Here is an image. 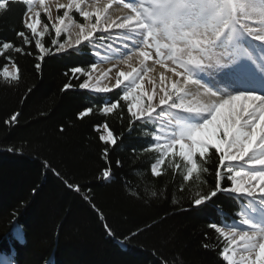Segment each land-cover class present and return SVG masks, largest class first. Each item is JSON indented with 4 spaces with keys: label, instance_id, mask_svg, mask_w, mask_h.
Here are the masks:
<instances>
[{
    "label": "trees",
    "instance_id": "trees-1",
    "mask_svg": "<svg viewBox=\"0 0 264 264\" xmlns=\"http://www.w3.org/2000/svg\"><path fill=\"white\" fill-rule=\"evenodd\" d=\"M25 7L13 0L0 13V46L11 42L24 49L0 47V251L10 255L13 250L15 264H227L220 256L224 241L210 225L234 222L241 200L218 192L192 205L198 192L214 187L216 169L223 173L215 150H209V171L199 173L200 181L197 173L184 181L186 170L170 166V161L183 166L178 156L166 158L162 174L154 176L151 165L160 155L153 146L154 125L135 121L130 126L129 101L103 113L104 102L118 99L123 89L96 95L80 89L84 77L73 79L70 69L90 67L96 58L87 45L57 54L51 44L56 34L44 16L40 20L49 31L37 38L53 54L37 70L35 38L22 24ZM72 18L83 23L76 13ZM22 30L31 44L17 36ZM66 39L61 34L58 42ZM8 66L16 68V80L4 78ZM70 79L77 87L62 91ZM87 107L93 112L78 119ZM16 113L17 122L6 123ZM105 123L116 138L114 146L100 140ZM109 161L111 179L98 178ZM17 226L23 243L13 238Z\"/></svg>",
    "mask_w": 264,
    "mask_h": 264
},
{
    "label": "snow or ice",
    "instance_id": "snow-or-ice-1",
    "mask_svg": "<svg viewBox=\"0 0 264 264\" xmlns=\"http://www.w3.org/2000/svg\"><path fill=\"white\" fill-rule=\"evenodd\" d=\"M11 2L13 0H0V13L7 11ZM21 2L26 5L22 24L35 38V47L39 51L36 57L39 62L35 64L39 70L44 57L53 54L52 48L46 47L37 38L49 31V25L43 24V31L38 32L41 12L34 11V0ZM84 2L68 0L66 4H58V8L66 10L62 16L53 17L45 0H39L40 7L52 22L56 37H60L62 32L68 33L64 42H58V39L51 41L55 52L78 49L84 42L95 46L97 39H107L105 35L96 37L95 33H108L120 43L121 48L127 49V52L120 53V62L128 64L131 70L117 68L115 82L101 85L102 79H107L112 69L100 70L95 63L90 67L76 66L70 69L72 78L79 80L81 76L84 77L78 87L95 93H107L123 85L118 99L104 102L101 111L110 114L120 106L121 100L127 102L131 97L139 101L140 97L133 94L144 87L145 77L151 70L145 64L152 55L149 50L155 47V56L161 58L157 63H163V57L166 56L172 62V67L167 69L172 74L168 78L170 87L165 83L164 75L160 77L158 88L155 80H149L152 93H144L146 103L138 108L133 103L127 105L130 126L135 121L157 124L156 117H169L170 131L165 132L162 127H158L153 132V146L160 155L151 165V172L154 176L161 175L160 166L165 163V159L178 156L184 162L183 166L179 163L173 165L171 161L170 166L181 168L182 172L186 170L184 181L191 180L194 173H197L195 179L200 181L199 173L209 171L205 164L210 160L209 150L214 149L219 164L226 171L222 173L217 168L214 187L206 192H198L192 199V205L198 207L217 196L218 192L258 202L252 205V211L259 218L253 219V216L246 215L241 221L250 230H244L236 222L223 227L213 223L210 227L224 241L220 256L227 264H264V55L257 57L245 46V36L252 37L261 42L260 48L264 52V0H121L123 7L129 10L128 14L115 19L106 17L103 22L100 9L90 11L81 7ZM72 8L88 21L87 24H75L78 29L75 39L72 38L74 21L67 10ZM253 17L260 25L258 29L241 23L242 19ZM65 18H68V23H65ZM16 34L24 45L32 43L26 31ZM161 40L169 42L161 43ZM0 47L15 48L17 53L24 52L22 47L14 46L11 42H5ZM162 49H166L167 53ZM134 50L142 58L138 67H132L130 63L136 54ZM209 70H213L214 74L208 75L206 79L200 78L201 73H208ZM3 74L13 80L18 78L16 74H10L6 67ZM191 86H195V90ZM74 87L77 85L70 79L63 85L62 91ZM201 89L207 99H190L197 97ZM237 101L241 103L237 104ZM92 112L93 108L87 107L77 114V118L83 119ZM18 116L19 113L12 115L6 123H16ZM104 128L108 129L107 123ZM60 131H64L63 126ZM100 140L109 146L117 142L111 130L107 131V135H101ZM13 150L8 148V151ZM102 154L108 161L109 148H103ZM226 161L229 162L227 165ZM115 163L119 167L121 162L117 160ZM111 177L109 161L98 178L109 180ZM222 181L230 184L222 186ZM67 186L80 191L78 185ZM105 228L111 235L108 225ZM233 245L239 248L238 259L237 249ZM205 247L208 245L205 244Z\"/></svg>",
    "mask_w": 264,
    "mask_h": 264
},
{
    "label": "rangeland",
    "instance_id": "rangeland-1",
    "mask_svg": "<svg viewBox=\"0 0 264 264\" xmlns=\"http://www.w3.org/2000/svg\"><path fill=\"white\" fill-rule=\"evenodd\" d=\"M125 2H127V0H125ZM56 3V4H55ZM67 2L65 1V0H45V5L46 6H48L50 9H51V12H52V15H53V17H55V16H57V15H63V12L66 10V9H62V8H58V4H66ZM82 6L81 7H84V8H88V10H90V11H95L94 10V8L96 9V7L95 6H109L110 7V10L112 11H110V13H109V11L107 10V9H102V8H100V16L102 17L101 18V21L103 22V20L106 18V15H107V13H108V16H110V17H114L113 19H115V17L117 16V15H119L120 14V12H123V13H128L129 12V10L128 9H126V8H124L123 7V3H121V0H85V2L84 3H82L81 4ZM90 6V7H89ZM33 9H34V11H36V10H38V11H40L41 12V15L40 16H44L46 19H47V21H48V23H49V25L51 26V23L52 22H50L49 20H48V17H47V14L43 11V9L40 7V5H39V0H34V4H33ZM68 11H69V15H70V17L72 18V13H76V14H78L79 15V13L78 12H76V10H75V8H72V9H67ZM104 10V11H103ZM124 10V11H123ZM104 13V14H103ZM115 14V15H112V14ZM118 13V14H117ZM80 16V15H79ZM118 17H123V16H121V15H119ZM80 18H82L81 16H80ZM73 19V18H72ZM83 19V18H82ZM94 17L92 18V21L94 22ZM41 21V20H40ZM73 21H74V24H73V28H72V38L73 39H75L76 38V35H77V33H78V29L75 27V24H80V23H77L74 19H73ZM65 23H68V18H65ZM88 23V21H85L84 19H83V23L82 24H87ZM241 23L243 24V23H247L248 25H249V27H252V28H259L260 27V25L256 22V21H253V19L251 18V19H248V20H241ZM43 22H41L39 25H38V32L39 31H43ZM53 29V28H52ZM54 30V29H53ZM111 31V30H110ZM54 32H55V30H54ZM115 32H120V30L119 31H116L115 30ZM45 34V33H44ZM61 34H63V35H65L66 36V38H68V33L67 32H62ZM101 35H105L106 37H107V39H105V40H99V39H97L96 40V43H95V46H93V45H89L87 42H84V43H82V45H88L91 49H92V51H93V53L98 57V60H99V62H98V65L99 66H97V68L98 69H101V70H104L103 68L104 67H108V66H112V67H114V66H116V68H119V67H124V66H128V64H122L121 62H120V59H121V56H120V53L121 52H127V49H125V50H123L122 48H121V45H120V43L119 42H116V41H114V39H113V35H109L108 33H101V32H97V33H95V36L96 37H99V36H101ZM61 36V35H60ZM39 38H41V37H39ZM58 38H60V37H58ZM57 38V39H58ZM245 38L248 40L247 42H246V47L249 49V50H251L252 52H253V54L255 55V53H258L259 54V56H261V55H264V52H262V50H261V48H260V43L261 42H259V41H255L252 37H247V36H245ZM161 43H168L169 41H165V40H161L160 41ZM81 45V46H82ZM109 45H112L111 47L109 46ZM256 45V46H255ZM81 46H79V48L81 47ZM181 47L183 46V45H180ZM79 48L78 49H75V48H72V49H68L67 51H63V52H59V53H57V54H62V53H66V52H69V51H72V50H74V51H78L79 50ZM118 49H119V51H118ZM145 50H149V49H145ZM135 52H136V54H135V56L133 57V59H132V61H130V63H131V65L132 64H135V62L134 61H136L138 64H139V62H138V60H137V58L139 57V53H138V51L137 50H134ZM149 51H151V53H152V55H151V58L150 59H148V60H146V61H150V62H148V64H146L147 65V67L149 68V69H151L148 73H147V76L145 77V80H144V87L142 88V89H140V90H138L136 93H134L133 95H135V96H139L140 97V99H139V101H134L131 97L129 98V102L130 103H133L134 105H135V107H140V106H142V105H144L145 103H146V96L144 95V93H147V94H150V93H152L151 91H152V86H151V84L148 82L149 80H153V78H156L155 79V82H156V84H157V88L160 86V77H161V74L160 73H158V72H156L157 70L156 69H159L160 67H164L165 69H168L169 67H172V62L171 61H169V60H167V58H166V56L165 57H163V63H157L156 61L157 60H159V59H161V58H158V57H156L155 56V47H153L152 49H150ZM162 51H164L165 53H167V50L166 49H162ZM114 53L116 54V55H114ZM256 56V55H255ZM139 60H140V57L138 58ZM142 59V58H141ZM135 66H137V64H135ZM7 70H8V72L10 73V74H16L17 73V71H16V68L14 67V66H8L7 67ZM116 70V69H115ZM105 71V70H104ZM113 71H111V72H109V74L110 73H112ZM155 73H157V74H155ZM152 74V75H151ZM212 74H214V72H213V70H209L208 71V73H201L200 74V78H202V79H206V77L208 76V75H212ZM17 75V74H16ZM3 76H4V74H3ZM4 78L5 79H11V77H5L4 76ZM217 79H220V77H218ZM115 82V81H114ZM107 83V79H102V81H101V85H103V84H106ZM127 83V82H126ZM166 84H168L169 85V87H170V83H168V82H166ZM150 89L149 91H147L148 90V88ZM87 90V89H86ZM88 91H90V90H88ZM90 92H94V91H90ZM191 99V98H190ZM156 102V100L154 99L153 100V103H155ZM159 117L161 118V116H158V117H156V119H157V121H158V127H162L163 129H165L163 126H162V124L159 122ZM173 123H175V122H173ZM169 126V125H168ZM170 127V126H169ZM165 130H167V131H170V128L169 129H165ZM104 131V134L103 135H107V129H104L103 130ZM229 162L228 161H226L225 162V164L227 165ZM231 163H239V162H231ZM223 172H225L226 171V169H225V167L223 166ZM235 195V194H234ZM243 198H245V197H243ZM248 202H247V214L246 215H251V216H253V219H258L259 218V216H258V214H256V213H254L253 211H252V205L253 204H258V202H254V201H252L251 200V198H245ZM245 215V216H246ZM245 216H241V218H240V220H239V222L237 223V224H240V227H242L244 230H250V229H248V226H246V225H242V223H241V221L245 218ZM20 233L17 231L16 232V236H18ZM233 248H236L237 249V253H238V255H239V248L237 247V245H233ZM231 251V250H230ZM5 264H10V262L9 261H7L6 260V262H5Z\"/></svg>",
    "mask_w": 264,
    "mask_h": 264
},
{
    "label": "bare ground",
    "instance_id": "bare-ground-1",
    "mask_svg": "<svg viewBox=\"0 0 264 264\" xmlns=\"http://www.w3.org/2000/svg\"><path fill=\"white\" fill-rule=\"evenodd\" d=\"M66 2H68V0H65ZM56 4V3H55ZM82 6V5H81ZM96 7V9H100V8H102V9H107L108 11H109V13H110V7L109 6H95ZM95 8H94V10H96ZM104 11V10H103ZM124 11V10H123ZM112 12V11H111ZM104 14V13H103ZM112 14V13H111ZM118 14V13H117ZM128 14V13H127ZM126 13H123V12H120V14L119 15H121V16H124V15H127ZM112 15H115V14H112ZM119 15H117L116 17H118ZM106 17H109V18H114V17H110V16H108V13H107V15H106ZM115 17V18H116ZM102 18V17H101ZM253 19V21H256L257 22V20H256V17H253L252 18ZM116 31H119V30H116ZM121 31V30H120ZM123 50H125V48H122ZM114 55H116L115 53H114ZM139 58V57H138ZM137 58V60H138V62H139V59ZM141 59V58H140ZM135 62V64H137V66H135V64H132V67H138L139 66V64L136 62V61H134ZM148 62H150V61H145V63L146 64H148ZM105 71H107L108 69H112V73H110V74H108V78H107V83L106 84H109V83H114V73H115V71L117 70V68L116 67H112V66H108V67H104L103 68ZM116 69V70H115ZM119 69L120 70H123V71H130L131 69L129 68V66H124V67H119ZM101 70V69H100ZM157 71L156 72H158V73H160L161 75H164L165 76V83L166 82H168V83H170V80L168 79L169 77H171V73L170 72H168L167 71V69H165L164 67H160L159 69H156ZM155 74H157V73H155ZM152 75V74H151ZM173 79H174V77H172ZM218 77H216V79H217ZM156 78H153V80H155ZM152 86V85H151ZM191 87H193V90H195V86H191ZM148 88V87H147ZM150 89L148 88V90L147 91H149ZM152 92V91H151ZM151 94V93H150ZM191 99H199V100H201V101H203L204 99H207V97H205L204 96V94H203V89H201L200 90V93L198 94V96L197 97H195V98H191ZM237 104H239V103H241L240 101H237L236 102ZM168 117L166 116V115H164V116H161V118L159 117V121H160V123L162 124V126L165 128V129H169L170 127L168 126L169 124H168ZM165 129H163L165 132H167V130H165ZM21 235V234H20ZM19 235V238L20 239H22V235L20 236ZM237 259L239 258V255L237 254V257H236Z\"/></svg>",
    "mask_w": 264,
    "mask_h": 264
}]
</instances>
